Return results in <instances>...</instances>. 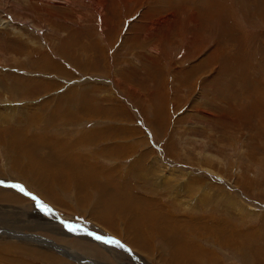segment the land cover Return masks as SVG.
I'll return each mask as SVG.
<instances>
[{
	"label": "rangeland",
	"instance_id": "374dc122",
	"mask_svg": "<svg viewBox=\"0 0 264 264\" xmlns=\"http://www.w3.org/2000/svg\"><path fill=\"white\" fill-rule=\"evenodd\" d=\"M0 16V139L77 141L87 180L49 166L37 188L0 143V264H264V0H0ZM136 196L148 223L118 209Z\"/></svg>",
	"mask_w": 264,
	"mask_h": 264
},
{
	"label": "bare ground",
	"instance_id": "6f19581e",
	"mask_svg": "<svg viewBox=\"0 0 264 264\" xmlns=\"http://www.w3.org/2000/svg\"><path fill=\"white\" fill-rule=\"evenodd\" d=\"M0 25H4V26H8V27H11V28H15L14 27V23H12L11 21H9V20H7V19H5V18H3V17H1L0 16ZM234 28V27H233ZM69 38V37H68ZM61 42V41H60ZM65 43V42H64ZM63 43V44H64ZM88 44V43H87ZM81 46V45H80ZM196 46V45H195ZM73 46H71V48H72ZM83 52V51H85L84 49H79L78 48V52ZM229 51V50H228ZM81 52V53H82ZM65 56V55H64ZM86 57V56H85ZM62 58V57H61ZM65 58V57H64ZM86 59V58H85ZM66 60V59H65ZM22 78V77H21ZM19 79V78H18ZM26 79V82H27V78H25ZM25 81V80H24ZM23 82V81H22ZM30 82V81H29ZM37 82H38V80H37ZM11 83V82H10ZM35 83V82H34ZM15 84H17L18 85V82L17 83H15ZM13 85V87H12V89H14L17 85ZM24 84H27V83H24ZM23 84V85H24ZM29 84V83H28ZM22 85V86H23ZM50 85H51V83H50ZM57 85V84H56ZM35 86H36V84H35ZM47 86H49V85H47ZM52 86V85H51ZM76 86H77V84H76ZM4 87V86H3ZM8 87V86H7ZM10 87H11V84H10ZM24 87V86H23ZM44 87V86H43ZM72 87V86H71ZM75 87V86H74ZM12 89H10V90H12ZM24 89V88H23ZM31 89H33V90H35V88L33 87V86H31V85H29L28 87H27V90H26V94L28 93V91L29 90H31ZM19 90L20 89H17V90H15L14 92H18L19 93ZM49 90V89H48ZM84 90V89H83ZM8 91H9V89H8ZM24 91V90H23ZM22 91V93H24ZM10 92H12V91H10ZM16 92V93H17ZM62 92V91H61ZM70 93V92H69ZM62 94H63V92H62ZM62 94H60V95H62ZM15 95V94H14ZM21 95V94H20ZM23 95V94H22ZM66 95V94H65ZM19 96V95H18ZM48 96V95H47ZM53 96V95H52ZM56 96V95H55ZM20 97V96H19ZM50 97V96H49ZM57 97V96H56ZM14 99V98H13ZM18 99V98H17ZM100 99V98H99ZM43 101V100H42ZM49 101V100H48ZM2 102H4L3 100H2ZM45 102V101H44ZM43 102V103H44ZM75 102V101H74ZM97 101H95V106H98L99 104H98V102L96 103ZM41 103V102H40ZM47 103V102H46ZM66 103H68V104H70L71 103V99H69L68 101H66ZM79 103H80V101H79ZM6 104V103H5ZM14 104V103H13ZM56 104V103H55ZM3 105V104H2ZM47 105V104H46ZM81 105V104H80ZM83 105V104H82ZM101 105V104H100ZM12 106V105H11ZM58 106L59 105H57L56 106V109H58ZM63 106H65V105H63ZM93 106V105H92ZM17 107V106H16ZM51 107V106H50ZM80 107H82V106H80ZM79 107V108H80ZM111 107V106H110ZM109 106L108 107H104V109L105 110H107V109H111ZM52 108V107H51ZM77 108V107H76ZM41 109H43V108H41ZM99 109H100V107H99ZM92 110V109H91ZM21 111V110H20ZM55 111V110H54ZM86 111V110H85ZM19 112V111H18ZM89 112H90V110H89ZM100 113H101V111H99ZM99 112L97 111V112H95L94 114L95 115H97V114H99ZM104 112V111H103ZM75 113V112H74ZM77 113V112H76ZM79 113V112H78ZM82 114H83V112H82ZM56 115V114H55ZM81 115V114H80ZM85 115V114H84ZM91 115H92V113H91ZM109 115V114H108ZM0 116H2L1 114H0ZM9 116V115H8ZM13 116V115H12ZM83 116V115H82ZM89 116V115H88ZM10 117V116H9ZM110 117V116H109ZM112 117V116H111ZM5 119V118H4ZM233 120V119H232ZM44 123V122H43ZM47 123V122H46ZM6 124V123H5ZM12 124V123H11ZM49 124V123H48ZM54 124V123H53ZM43 125V124H42ZM45 125V124H44ZM47 125V124H46ZM45 125V126H46ZM48 126V125H47ZM40 127V126H39ZM42 127V126H41ZM110 127V129H109V131H107L108 132V138H107V140H106V142L107 141H111L114 137H115V135H117L116 133H114L113 131H112V128L113 127H111V126H109ZM9 129V128H8ZM38 129V128H37ZM57 129V128H56ZM4 130V129H3ZM20 131L21 132H23L22 131V129L20 128ZM86 133H87V131H86ZM11 134H12V137H11V139L9 140V142H7V141H4V140H2V139H0V143L2 144H4V146L6 147V146H8V147H10L11 149H13V148H15L13 145H15V146H20V147H22L25 151H26V155L24 156V157H14L13 158V163L12 164H14V166H21V167H23L24 169H28V170H30V173L32 174V173H34L35 174V176H33L34 177V184L37 186V188H41V183L36 179V178H40L42 181H44L41 177H39L40 176V174L42 175V171H44V170H47L48 168H49V166H50V168H51V170L52 171H49V174L50 175H59L61 172H59V171H57L56 169L57 168H62V169H64L65 171H66V174H67V176L69 177V178H71L72 180H74V178H75V180H76V183H77V185H78V187L77 188H79L80 186H79V184H80V181H81V183L82 184H84L83 182H86L87 180L84 178V172H83V169L82 170H80V169H78V168H76V167H74L73 168V161L71 160V157L74 155L73 154V152L72 151H70L72 148H74L77 144H78V142L77 141H75L74 143H72V144H70V145H68V144H63L61 141H58V143L59 144H62V147H64V149L66 148V150H64V151H59V150H57L58 149V147H55V148H52L53 146H55L50 140H48L46 137H39V138H37V137H28V138H25V133H23V136L22 137H20V135L18 134V133H15V131L14 130H12L11 131ZM83 135V134H82ZM93 135V134H92ZM40 136V135H39ZM89 139V136H88V138H87V140ZM13 140L16 142V143H14L13 142ZM80 141V140H79ZM124 141V140H123ZM8 144V145H7ZM13 144V145H12ZM74 146V147H73ZM108 146V148H107V150H113L114 149V147L116 146V143H113V144H111V145H107ZM127 146V145H126ZM126 146L124 147V148H126ZM67 147H69L70 148V150L67 148ZM44 148H46V149H44ZM42 150H46V152L45 151H42ZM130 150V149H129ZM72 152V155L71 154H69V155H65L64 153H67V152ZM36 152V153H35ZM38 152H41L42 154H41V156L40 155H38ZM18 153V152H17ZM75 153V152H74ZM77 153V152H76ZM68 156L70 157V158H68ZM73 157H76V158H78L79 157V155H74ZM81 161V160H80ZM137 161H138V163H139V160L137 159ZM10 162V161H9ZM136 162V161H135ZM81 163V162H80ZM134 164H136V163H134ZM54 165V168H52V166ZM82 165V164H81ZM132 165V164H131ZM80 166V165H79ZM145 166V165H144ZM22 168V169H23ZM12 169V168H11ZM23 169V170H24ZM68 169L70 170V172L68 171ZM39 171H41V172H39ZM48 171V170H47ZM20 174V173H19ZM96 176V175H95ZM83 178L85 179V180H83ZM21 179V178H20ZM24 179V178H23ZM54 179V178H53ZM92 179V178H91ZM40 180V181H41ZM75 180H74V182H75ZM78 180H80V181H78ZM93 180V179H92ZM30 181V180H29ZM55 181V180H54ZM53 182V181H52ZM93 182H94V180H93ZM93 182H91V183H93ZM29 183V182H28ZM31 183H33V182H31ZM69 183V182H68ZM90 183V182H89ZM30 184V183H29ZM88 184V183H87ZM96 184V183H95ZM98 184V183H97ZM33 186V185H32ZM84 186V185H83ZM92 186V185H91ZM76 187V186H75ZM86 187V186H85ZM93 187H94V185H93ZM104 188V187H103ZM133 188V187H132ZM48 189V188H47ZM104 189H106L107 190V188H104ZM105 190V191H106ZM6 193V192H5ZM4 193V191L3 190H0V194L3 196V195H5V196H7V193L5 194ZM114 193V192H113ZM118 193H120V191L118 192ZM116 194V193H115ZM0 195V196H1ZM8 195H10L9 197H12L11 196V194H8ZM124 195V194H123ZM1 196V197H2ZM113 196H115V195H113ZM118 196V195H117ZM152 196V195H151ZM118 197H120V196H118ZM12 199V198H11ZM98 199V198H97ZM145 199V198H144ZM150 199H152V197L150 198ZM155 198H153V200H154ZM110 200L111 201H109V203L108 204H115V205H117L116 203V201H115V199L113 200L112 199V197L110 198ZM117 200V199H116ZM115 201V202H114ZM138 202V204H136ZM152 202V201H151ZM162 203V202H161ZM135 204L136 205H134L135 206V209H134V211H132L133 210V208H134V206L133 207H129V206H126L125 204H120L119 205V207H118V209H122L123 207H125V209L127 208V212L129 213L128 215H126V216H124V217H126L127 219H128V221L130 222V221H136V220H141L142 219V221L143 222H147L148 223V221H150L151 220V217L150 218H147V213L149 212V210L147 211V210H145V208H147V207H144L145 205H141L142 204V197H139V196H136V198H135ZM145 204V203H144ZM147 204V203H146ZM148 204H149V200H148ZM151 204H153V203H151ZM170 204H171V202H170ZM173 204V203H172ZM154 205V204H153ZM148 206V205H147ZM112 207H113V205H112ZM117 208V207H116ZM149 208V207H148ZM175 208V207H174ZM12 211V210H11ZM120 211V210H119ZM151 212V211H150ZM162 214V213H161ZM167 214V213H166ZM14 215V214H13ZM163 215V214H162ZM161 215V216H162ZM168 215V214H167ZM27 216V215H26ZM163 217V216H162ZM186 217V216H185ZM156 219H157V217H156ZM164 219V218H163ZM165 219L167 220V221H169L170 222V218H169V216H166L165 215ZM170 219V220H169ZM188 218H186V220H187ZM207 219H210V217H207ZM214 219V218H213ZM165 220V221H166ZM156 221V220H155ZM158 221V220H157ZM156 221V222H157ZM160 221V220H159ZM213 221V220H212ZM215 221V220H214ZM175 222V221H174ZM153 223V222H152ZM151 223V224H152ZM158 223V222H157ZM161 223H163V222H161ZM215 223V222H214ZM160 224V223H159ZM159 224H157V226L159 225ZM165 224V223H164ZM166 224H167V222H166ZM212 224V223H211ZM30 225V224H29ZM32 225V224H31ZM131 225H132V223H131ZM145 225V224H144ZM148 225H150V224H148ZM161 226V225H160ZM172 226H174V224L172 225ZM34 227V226H33ZM163 227H165V225L163 226V224H162V226H161V228H163ZM206 227V226H205ZM38 228V227H37ZM152 228V227H151ZM154 228H155V226H154ZM157 228V227H156ZM153 229V228H152ZM165 229V228H164ZM208 229V228H207ZM32 230V229H31ZM203 230V229H202ZM221 230L222 229H220V228H218L217 226L216 227H211V229H209V231H212V236H214V238H216L218 241H219V243L218 244H220L221 246H224L225 244H228L231 248H234L235 249V247H236V245H233L232 243L231 244H229V242H238L237 241V235L234 233V234H231V233H228V236L231 238H223L222 237V232H221ZM8 231V230H7ZM30 231V230H29ZM136 231V230H135ZM142 231V230H141ZM165 231V230H164ZM206 231V230H205ZM124 232V231H123ZM229 232V231H228ZM234 232V231H233ZM9 233H11V232H9ZM66 233V232H65ZM239 233V232H238ZM20 234V237L21 238H23V239H26L27 237H29V238H33V237H35V235H25L24 233H19ZM33 234V233H32ZM67 234V233H66ZM168 234V233H167ZM227 234V233H226ZM172 236L174 235L173 233L171 234ZM183 235V234H182ZM191 235V234H190ZM240 235V234H239ZM209 236H211V235H209ZM226 237V236H225ZM132 238V237H131ZM168 238V237H167ZM169 238H170V236H169ZM213 238V239H214ZM174 239V238H173ZM173 239H170V240H173ZM176 239V238H175ZM174 239V240H175ZM197 239V238H196ZM37 240V239H36ZM40 240V239H39ZM43 240V239H42ZM211 240V239H210ZM45 241V240H44ZM80 241V240H79ZM130 241V240H129ZM178 241V240H177ZM46 242V241H45ZM164 242V241H163ZM173 242H175V241H173ZM216 242V241H215ZM76 243V242H75ZM132 243V242H131ZM39 244V243H38ZM177 243H175V245H176ZM171 245V244H170ZM173 245V244H172ZM179 245V244H178ZM43 246V245H42ZM199 246V245H198ZM47 247V246H46ZM178 247V246H177ZM59 248V247H58ZM180 248V247H179ZM242 248L243 247H241L240 248V251L242 252L243 250H242ZM70 249V248H69ZM176 248H175V246H174V250H175ZM194 249V248H193ZM65 250V249H64ZM81 251H83V250H81ZM172 251V250H171ZM71 253H75V252H72V251H70ZM171 253V252H170ZM173 253H175V251L173 252ZM198 252H194V253H185V252H183V250L182 249H180V250H177V253H175V254H173L171 257H174V256H176V255H178V254H180L181 255V257L182 256H185V257H192L194 260H196L197 259V257H199L198 256V254H197ZM200 253H202L201 251H200ZM171 255V254H170ZM89 261H93V262H95L94 261V259H89ZM169 261V260H168ZM175 262V261H174ZM173 261H172V263H174ZM183 262H184V260H183ZM97 263H101V262H97ZM171 263V262H170ZM175 263H178V262H175ZM181 263V262H180ZM182 264V263H181Z\"/></svg>",
	"mask_w": 264,
	"mask_h": 264
},
{
	"label": "water",
	"instance_id": "95a60500",
	"mask_svg": "<svg viewBox=\"0 0 264 264\" xmlns=\"http://www.w3.org/2000/svg\"><path fill=\"white\" fill-rule=\"evenodd\" d=\"M68 225H69V224H68ZM70 225H73V224H70ZM86 234H89V235H91V236H93V237L98 238V236L95 235V234H93L92 232L86 231Z\"/></svg>",
	"mask_w": 264,
	"mask_h": 264
},
{
	"label": "crops",
	"instance_id": "0c3cea01",
	"mask_svg": "<svg viewBox=\"0 0 264 264\" xmlns=\"http://www.w3.org/2000/svg\"><path fill=\"white\" fill-rule=\"evenodd\" d=\"M162 102H163V100H162ZM162 105H163V104H162ZM163 113L165 114L164 109H163Z\"/></svg>",
	"mask_w": 264,
	"mask_h": 264
}]
</instances>
